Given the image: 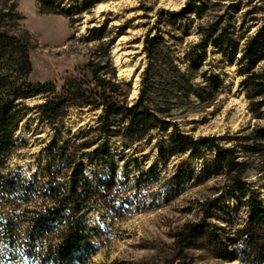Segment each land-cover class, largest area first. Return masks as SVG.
Segmentation results:
<instances>
[{
  "label": "trees",
  "instance_id": "trees-1",
  "mask_svg": "<svg viewBox=\"0 0 264 264\" xmlns=\"http://www.w3.org/2000/svg\"><path fill=\"white\" fill-rule=\"evenodd\" d=\"M0 7V264H23L26 259L40 264L82 263L95 254L97 230L87 214L97 206L106 207L109 190L93 184L85 174L78 155L84 144L68 145L53 141L46 148L47 159L35 173L24 176L7 168L17 150L16 132L30 112L56 135L64 128L70 108L101 111L99 133L104 137L138 142L151 133L159 135L158 150L171 158L198 161L201 170L177 174L168 184L180 187V178H193L196 184L222 178L217 195L200 204L202 217L186 223L174 235L177 252L210 249L216 259L243 264H264V184L243 179L249 170L264 175V27L250 34V26L233 25L240 3H230L221 14L217 0H186L177 11L157 13L152 28L144 35L142 50L146 65L140 74L139 90L129 102L130 85L118 80L110 58L112 40L103 41L106 26L87 29L86 41L99 45L83 69V74L64 80L58 90L53 83H32L29 53L32 38L20 24L15 0H3ZM11 3L8 5V2ZM42 14L61 15L76 23L82 11L94 0H35ZM88 2L89 5H85ZM65 4H67L65 7ZM213 15L196 27L197 43L177 59L166 44L160 25L188 32L187 26L201 20L205 12ZM264 11V9H263ZM166 17L162 19V16ZM162 19V20H161ZM186 22L181 24V22ZM188 29V28H187ZM170 35V31H164ZM119 35V34H118ZM171 36V35H170ZM173 38V37H170ZM211 46L224 58L236 63L241 78L239 89L251 116L259 125L242 129L231 136H199L179 129L167 118L172 109L194 97L205 104L223 89L217 77H203L194 83L198 59ZM187 67L182 71L179 65ZM39 99L29 107L27 102ZM97 164L109 162L105 145L94 151ZM142 177L159 178L156 166ZM234 202L235 207L229 203ZM220 213L226 214L217 215ZM240 215H243L241 218ZM216 217L222 226L212 220Z\"/></svg>",
  "mask_w": 264,
  "mask_h": 264
},
{
  "label": "rangeland",
  "instance_id": "rangeland-1",
  "mask_svg": "<svg viewBox=\"0 0 264 264\" xmlns=\"http://www.w3.org/2000/svg\"><path fill=\"white\" fill-rule=\"evenodd\" d=\"M185 1L94 0V5L82 11L77 22L71 24L64 16L40 13L35 0H15L17 12L23 17L20 24L33 40L29 53L32 68L29 80L34 84L53 83L59 90L66 78L83 74L99 45L97 41H86L87 29L105 25L107 35L103 41L112 40L110 58L118 80L130 85L128 100L132 102L138 92L134 95L133 84L119 74L116 55L120 58V68L129 66L133 69L130 77L136 76L139 90L140 74L146 65L142 50L145 33L155 23L158 11H177ZM217 1L220 5L217 14L226 10L230 3H240L239 12L233 18L235 27L241 24L250 26V34H256L260 27H264V0ZM3 3L0 0V7ZM85 5L89 3L85 2ZM213 14L211 10L205 12L201 20L187 26L186 33L160 25L162 36L177 59L183 58L188 47L198 42L197 25L206 22ZM165 17L166 14L162 19ZM164 31H170L171 36ZM198 59L201 65L193 82L201 84L203 77L214 76L220 79L223 89L205 104H199L194 97L181 101L182 104L172 109L167 119L195 138L231 136L261 124L249 113L239 89L241 78L236 73V63L224 58L211 46ZM179 67L184 71L187 63L184 61ZM39 102V99L30 100L27 105L32 107ZM100 114L101 111L87 108H70L62 133L56 135L34 111L30 112L19 124L15 136L18 147L7 164L8 170L28 177L46 162L49 143L84 144L78 158L93 184L106 185L109 202L106 207L97 206L87 214L90 226L97 230L99 237L94 241L95 254L76 264H243L216 259L208 248L180 254L174 244V235L184 224L200 220V204L215 197L224 180L217 178L196 184L192 177H182L178 180L179 188L169 185L168 180L178 170L184 173L191 169L198 173L200 162L186 157H166L156 147L159 138L156 133L131 143L112 136L104 137L99 133ZM101 145L107 147L110 161L97 164L93 151ZM153 166H156L159 178L147 181L142 173ZM242 177L255 183L256 187L264 184V175L256 169L245 172ZM262 192L264 195V189ZM229 206L236 205L231 202ZM212 221L222 226V221L216 217ZM23 264L40 263H29L26 259Z\"/></svg>",
  "mask_w": 264,
  "mask_h": 264
},
{
  "label": "bare ground",
  "instance_id": "bare-ground-1",
  "mask_svg": "<svg viewBox=\"0 0 264 264\" xmlns=\"http://www.w3.org/2000/svg\"><path fill=\"white\" fill-rule=\"evenodd\" d=\"M119 55H116V65L119 69V74L122 77H125L126 79H128L134 86V92L133 94L135 95L138 92V82H137V78L135 75L130 77L131 72L133 71V69L131 67L128 66V68L126 69H122L120 68V60H119Z\"/></svg>",
  "mask_w": 264,
  "mask_h": 264
}]
</instances>
